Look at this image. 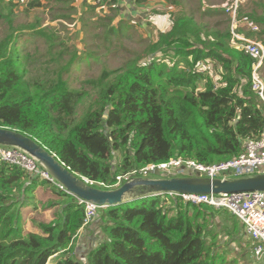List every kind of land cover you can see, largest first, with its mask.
Masks as SVG:
<instances>
[{
	"label": "trees",
	"instance_id": "trees-1",
	"mask_svg": "<svg viewBox=\"0 0 264 264\" xmlns=\"http://www.w3.org/2000/svg\"><path fill=\"white\" fill-rule=\"evenodd\" d=\"M60 3L77 11L73 0H30L25 11ZM116 4L103 0L96 7ZM112 9L119 12L118 4ZM259 10L249 17L241 10V15L261 28L252 34L264 45V0ZM88 11L95 13V7ZM110 22L104 38L117 35V48L130 52L121 42L123 35L132 38L126 31L132 29L130 21L122 18L117 27ZM168 27L156 33L155 41L141 39V53L130 52L133 56L119 67L103 69L78 89L64 80L84 61L78 52L44 82H32L20 62L15 40L27 35L45 38L49 53L62 47L54 51L55 62L64 61L69 46L48 38V28L31 26L8 36L0 43V128L27 135L74 174L104 186L114 185L118 175L171 158L213 165L239 156L244 141L258 137L264 124V103L250 84L252 59L230 44L227 27L208 30L185 9L169 13ZM204 68L218 80L213 82ZM36 189L42 194L35 231L24 234L20 210ZM213 211L220 210L168 195L102 209L104 237L87 264H242L238 254L219 244L220 234L209 230ZM83 224V207L75 198L0 162V264H47L57 254L62 257L56 264H82L73 251ZM240 227L245 234L235 221L238 232Z\"/></svg>",
	"mask_w": 264,
	"mask_h": 264
},
{
	"label": "rangeland",
	"instance_id": "rangeland-1",
	"mask_svg": "<svg viewBox=\"0 0 264 264\" xmlns=\"http://www.w3.org/2000/svg\"><path fill=\"white\" fill-rule=\"evenodd\" d=\"M29 1L0 0V43L8 36L18 33V30L29 32L31 26L36 29L48 28V38L58 37L69 46V50L63 59L64 61L59 64L55 62L54 51L61 50L62 47L56 48L52 50V53H49L45 38L27 35L19 37V41L15 40L17 42L15 48L20 54V62L32 82H44L56 76V73L60 71V67L65 65L69 60V55L78 52V54L84 56V61L68 76H64V80L76 89L81 88L87 79L97 78L103 69L117 68L124 61L131 58L133 53H141L143 49L141 39L155 41V36L158 31L165 32L168 30L169 13L172 15L180 10L184 12L185 9V11L191 14L195 22L207 26L208 30L214 29L216 24H219L221 28L227 27L229 29L228 16L220 7L224 0H174L179 3H171L173 0H148L147 5L139 7L140 10L133 7V3L131 4L132 1H126L124 3L118 1L119 12L112 9L115 6L117 7L116 4L114 6L112 5V7L100 5L95 13L89 12L88 9L85 11L80 10L79 5L74 6L77 11L73 13V11L66 9L68 7L66 3H60L54 9H51V6H42L39 9L26 12L25 5ZM9 3L11 5L6 9ZM211 10H218L219 12L209 15V11ZM96 14L99 16L98 24L96 23L98 19ZM1 15L4 17H1ZM54 18L59 19L55 20ZM122 18L130 21L132 29L126 31L132 35V38H126L123 35L121 42L133 53L117 48L119 44L117 35L111 36L109 40H106L103 36L109 19H111L110 23L112 26L117 27ZM59 39L58 41H60ZM89 54L90 56H96L89 58ZM166 63L168 66L171 64L168 61ZM203 70L213 82L218 80L216 73H212L205 68ZM118 159L119 155L116 153L113 160L114 165ZM185 161L196 160L184 159ZM191 176L200 177L195 174L179 177ZM152 177L157 176L152 175ZM41 194L42 191L36 189L34 191V199L28 205H24L20 210V225L24 234L35 231L33 221L39 212L38 208L35 209V206H38V200H40ZM44 214L46 215L47 213L45 212ZM101 215V210H99L97 217L94 218V216V219L91 218L82 227L88 225L92 219V224L94 221V223H102ZM230 216L232 215L225 210L213 211L208 218L210 224L209 230L213 233L220 234L218 239L219 244L224 246L226 251L238 254L242 264H260L252 257L250 251L247 252L249 244L243 231L238 232L234 228L235 221L239 225L240 222L236 218H234L235 221L229 220ZM35 222H39V220H35ZM245 235L247 236L246 233ZM103 237L104 234L101 229L98 238L102 239ZM234 253H230L229 255L235 256ZM55 259L56 257L51 258L47 264H53Z\"/></svg>",
	"mask_w": 264,
	"mask_h": 264
},
{
	"label": "built area",
	"instance_id": "built-area-1",
	"mask_svg": "<svg viewBox=\"0 0 264 264\" xmlns=\"http://www.w3.org/2000/svg\"><path fill=\"white\" fill-rule=\"evenodd\" d=\"M246 0H224L221 8L228 16L231 40L230 43L243 51L253 61L251 72V88L258 98L264 103V80L259 70L264 64V47L260 41L244 37L238 34V29L246 27L251 32H258L256 26L248 17L241 15ZM0 162L15 167L26 173L31 178L45 181L62 190L53 177L32 156L16 147L0 146ZM195 174L208 179L243 178L255 175H264V124L258 137L244 141L243 152L228 161L203 165L195 161L180 162L177 158H171L166 162L148 164L143 168L135 169L125 175L115 177L114 185L104 186L86 181L90 186L111 190L118 188L125 182L135 178L164 179L158 177L175 178ZM155 175L157 177H152ZM184 203L192 205H206L216 210H225L243 225L245 233L252 241V255L260 264H264V192L218 194V195H195V194H166ZM162 196L161 195H154ZM77 204L84 211V223L96 216L99 207L91 202L76 199Z\"/></svg>",
	"mask_w": 264,
	"mask_h": 264
},
{
	"label": "water",
	"instance_id": "water-1",
	"mask_svg": "<svg viewBox=\"0 0 264 264\" xmlns=\"http://www.w3.org/2000/svg\"><path fill=\"white\" fill-rule=\"evenodd\" d=\"M0 146L16 147L28 153L63 187L66 194L75 199L91 202L100 210L161 194L229 195L264 192V175L226 179L195 176L168 179L135 178L118 188L102 190L88 185L84 178L74 174L55 155L25 134L0 128Z\"/></svg>",
	"mask_w": 264,
	"mask_h": 264
},
{
	"label": "crops",
	"instance_id": "crops-1",
	"mask_svg": "<svg viewBox=\"0 0 264 264\" xmlns=\"http://www.w3.org/2000/svg\"><path fill=\"white\" fill-rule=\"evenodd\" d=\"M103 0H73V4L72 6L74 7L75 5H79L80 7V10H83L85 11L86 9H89V7H92L94 8L95 7V11L98 10V7H96L95 4H98L100 2H102ZM131 2V4L133 3V7L134 8H137L138 10L140 6L142 5H147L148 2L144 3V4H140V3H134V0H117V4L119 2ZM259 3H260V0H246V3L242 9V13L246 16H248L247 14L248 13H251L252 10H256L257 13H260V10H259ZM221 7V6H220ZM75 8V7H74ZM221 10L223 11V9L221 8ZM84 13V12H82ZM212 16V15H211ZM249 17V16H248ZM257 24V23H256ZM229 30V33H230V28L228 29ZM261 30V28L259 29ZM238 34L239 35H243L244 37L246 38H249V39H254V40H258L256 37H255V34L257 32H251L249 31L248 29H246V27H240L238 29ZM252 33H255V34H252ZM230 40H231V35H230ZM260 41V40H258ZM261 42V41H260ZM231 44V43H230ZM262 44V42H261ZM263 45V44H262ZM264 47V45H263ZM259 73L262 77V79L264 80V66L260 68L259 70ZM39 190V189H38ZM98 214V213H97ZM97 214L94 218L97 217ZM93 218V219H94ZM92 219V220H93ZM92 220L90 221V223L88 225H86L85 227H81L80 230L77 232L76 236H75V242H74V251H73V257L78 260V261H81L82 264H87V257L91 254V252L95 249V247L100 243L101 238H98V234L100 233L101 231V228H100V222H96L92 224ZM241 230L243 231V229L241 228ZM244 234V232H243ZM245 238L247 239V241L249 240V238L244 234ZM250 242V241H248ZM252 253V252H251ZM55 261L53 264H56V262L62 257L60 254H57L51 258H55ZM253 257V255H252ZM50 258V259H51ZM254 258V257H253ZM49 259V260H50ZM255 259V258H254ZM49 263V261H48Z\"/></svg>",
	"mask_w": 264,
	"mask_h": 264
},
{
	"label": "bare ground",
	"instance_id": "bare-ground-1",
	"mask_svg": "<svg viewBox=\"0 0 264 264\" xmlns=\"http://www.w3.org/2000/svg\"><path fill=\"white\" fill-rule=\"evenodd\" d=\"M251 41H254V40H252V39H251ZM178 160H179L180 162H182V160H181V159H178ZM182 163H184V162H182Z\"/></svg>",
	"mask_w": 264,
	"mask_h": 264
},
{
	"label": "clouds",
	"instance_id": "clouds-1",
	"mask_svg": "<svg viewBox=\"0 0 264 264\" xmlns=\"http://www.w3.org/2000/svg\"><path fill=\"white\" fill-rule=\"evenodd\" d=\"M165 179H168V178H165ZM103 190V189H102ZM153 198V197H152Z\"/></svg>",
	"mask_w": 264,
	"mask_h": 264
}]
</instances>
